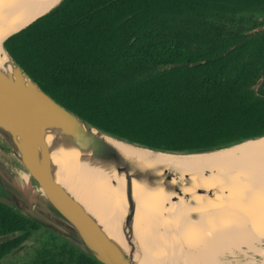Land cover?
Masks as SVG:
<instances>
[{
    "label": "trees",
    "instance_id": "16d2710c",
    "mask_svg": "<svg viewBox=\"0 0 264 264\" xmlns=\"http://www.w3.org/2000/svg\"><path fill=\"white\" fill-rule=\"evenodd\" d=\"M3 40L57 101L129 142L187 153L264 136V0H62ZM0 236V260L34 242L24 264H103L1 202Z\"/></svg>",
    "mask_w": 264,
    "mask_h": 264
},
{
    "label": "bare ground",
    "instance_id": "6f19581e",
    "mask_svg": "<svg viewBox=\"0 0 264 264\" xmlns=\"http://www.w3.org/2000/svg\"><path fill=\"white\" fill-rule=\"evenodd\" d=\"M17 1L0 0V17ZM42 1L34 0L31 5L24 6L25 8L21 9V12L0 32L33 11ZM53 1L47 0L27 22L14 32L29 24L32 19L46 13L59 0L47 8ZM12 33L1 38L0 41L5 40ZM0 59L7 68L0 64V71L5 74L12 72L14 65L8 53L6 56L0 50ZM82 126L86 130L84 123ZM89 133L105 139L127 156L134 155L147 166L162 167L163 165L169 168L174 166L186 171L203 169L207 166L215 167L219 176L216 175L217 177H214L216 179L213 176L206 177L205 179L209 180L205 184L224 182L229 189L239 191L236 193L238 198H245L247 192L260 193L257 204L261 207L256 206V211L259 216H263V219L250 223L243 216L224 208L220 212L202 211V219L194 224V220L192 222L187 218L190 208H185L182 201L173 202L169 207L164 206L166 190L163 187L155 191L149 190L143 184L134 181V193L138 199L134 221L137 233L133 239V243L137 245L134 261L141 264H179L181 262L183 264H234L233 260H239V256L243 254L244 261L241 264H264V242L261 245L256 241L259 235L264 236V136L221 149L174 154L130 145L100 133L95 128H91ZM45 140L50 149L51 174L54 179L101 223L110 240L122 252L129 254L130 246L123 237V217L128 210V203L125 200V177L118 176L115 170L106 171L97 161H93L89 153L82 151L76 145L73 136L66 129L46 123ZM13 158L15 160L11 162ZM2 159L7 171L20 185L31 187L30 172L14 153ZM181 174L183 176L182 172ZM204 176L205 174L203 178ZM112 179H115L114 184ZM33 193L41 194L43 190L38 186ZM261 201L263 204H260ZM205 204L207 203L204 202ZM212 204L208 203L209 206H213ZM164 210H167L169 215H165ZM166 219L172 220L173 227L166 222ZM175 227H177L176 231L182 235H175L176 232L173 230ZM255 252L260 253L262 257L256 258ZM232 256L238 257L232 258Z\"/></svg>",
    "mask_w": 264,
    "mask_h": 264
},
{
    "label": "water",
    "instance_id": "95a60500",
    "mask_svg": "<svg viewBox=\"0 0 264 264\" xmlns=\"http://www.w3.org/2000/svg\"><path fill=\"white\" fill-rule=\"evenodd\" d=\"M61 2L62 0L46 13L9 35L4 43L9 37L27 28ZM4 48L11 58L14 69L8 74L0 71V142L3 148L8 149L10 155L14 153L30 172L31 187L20 185L11 175L10 180L12 179L20 188L24 187L26 191H29L35 206L31 209V213L24 210L16 193L1 179L0 183L5 186V190L0 189V202L41 223L103 264H141L134 261V254L137 251V245L133 243L137 234L134 221L138 205V199L134 193V181L143 184L149 190L155 191L163 187L167 191L174 190L177 195H184L181 185L191 183L190 178L177 177L169 167L163 165L162 167L147 166L134 155L127 156L105 139L89 133L91 128H95L100 133L110 135L127 144L151 151L166 152L121 139L81 118L46 92L12 57L5 45ZM46 123L66 129L73 136L76 145L82 151L89 153L93 161H97L106 171L115 170L118 176L125 177V200L128 203V210L123 217V237L130 246L129 254L122 252L107 236L101 223L54 179L51 174L50 149L45 140ZM82 123L85 124L86 130ZM173 176H175L174 179ZM112 182L114 184L115 179H112ZM38 186L42 188L43 193H33ZM215 191L199 189L200 193L207 194L206 196L213 199L216 198ZM40 201H44L43 205ZM38 207L40 209H37ZM224 208L243 216L250 223L263 219V216L257 213V207L253 203L228 199V197L223 207L215 210L205 208L203 211L220 212ZM164 211L165 215H169L167 210ZM188 219L191 220V217ZM192 219L198 222L202 219V215L194 216ZM166 222L173 227L172 220L166 219ZM194 224L197 223L194 222ZM173 230L176 232L175 235H182L176 231L177 227ZM6 238L8 236H0V242ZM259 239L264 240V236L259 235Z\"/></svg>",
    "mask_w": 264,
    "mask_h": 264
},
{
    "label": "crops",
    "instance_id": "0c3cea01",
    "mask_svg": "<svg viewBox=\"0 0 264 264\" xmlns=\"http://www.w3.org/2000/svg\"><path fill=\"white\" fill-rule=\"evenodd\" d=\"M170 169H171V171L173 172L174 175H177V177H178V175L182 176V174H181V172H182L183 176H187V177L190 178V181H191L192 184L188 183V184H185V185H181V189H182L184 195H177V193L174 190H171V191H168V192H166L167 191L166 190L165 191L166 199H165V201H163V204H165L164 205L165 207H169L171 205V203H173V202L174 203H179V202L182 201L181 203H183L185 205V208H188V209L190 208L189 209L190 211L188 212L189 215L187 214V218L188 217L194 218V216L198 217L199 215H202V211H203V209L206 208V206L208 207V208H206L207 210L208 209L209 210L210 209L211 210H215L218 207L219 208L223 207L224 206V202L226 200V197L232 198V199L234 198L237 201H248L250 203H253L255 205V207L256 206L257 207L258 206L261 207L260 205L257 204V197L260 196L259 192H247V196H245V198H238L236 196V193H238L239 191L235 192L233 188L229 189L228 186H226L224 182H221L222 184H220L219 182H218V184H215V183L211 184V185L205 184V183H208V180H209L208 178L205 179L206 177L213 176V178H214L216 175H218L217 174V172H218L217 168H215V167L207 166L206 168H203V169L202 168H198V169H192V170L186 171V169L182 170V169H178V168H176L174 166H171ZM207 172H209V173H207ZM189 174H192V175L190 176ZM204 174H205V176L203 178ZM192 176L198 181L194 180V178ZM174 178H175V176H173V179ZM201 178H203L204 181ZM214 179H216V178H214ZM196 183H198V184H196ZM201 188L207 189L208 191L212 190V189L216 190L215 191L216 198L213 199L211 197L206 196L207 194L200 193L199 189H201ZM173 191H174V193H173ZM167 194H168V196H167ZM168 197H170V198H168ZM169 200H170V202H169ZM198 201H199V203H198ZM193 202L195 203V205H194ZM204 202H206L207 204L204 205ZM202 203H203V205H201ZM208 203H209V205H211L213 203L212 204L213 206H209ZM260 203H263V201H261ZM195 206H197V207H195ZM197 210H199L198 213L196 212ZM191 220H192V222L195 221L194 219H191ZM195 223H197V222L195 221Z\"/></svg>",
    "mask_w": 264,
    "mask_h": 264
},
{
    "label": "rangeland",
    "instance_id": "374dc122",
    "mask_svg": "<svg viewBox=\"0 0 264 264\" xmlns=\"http://www.w3.org/2000/svg\"><path fill=\"white\" fill-rule=\"evenodd\" d=\"M20 12L19 11H10V9H9L3 16L0 17V20L2 22H9L14 17H16L17 14ZM9 153H10L9 150L6 148L4 149L2 146V143L0 142V179L2 180V182L5 185H7L11 190H13L16 193V195L18 196L17 199L22 204L23 209L26 210L27 212L31 213V209L35 205L31 201L29 191H26L24 187L20 188V186H18L12 179L10 180V173L7 171V168L5 167V165L3 163L4 159H2V158L9 157ZM11 162H12V160H11ZM34 184L36 185L35 182H34ZM0 189H1V187H0ZM37 201H38V199H37ZM41 202L43 205L44 201H40V204H41ZM37 209H40V208L38 207ZM256 241L260 242L261 245L264 242V240H261V239H258ZM34 245H35L34 242H30L29 244L22 245L20 248L14 250L11 254H9L8 256L3 258L2 260H0V264H24L34 255V253H35ZM242 255L243 254H241L239 256V260H233V261H235L234 264H241L244 261V258ZM255 255H256L255 256L256 258L262 257V255L260 253H257V252H255ZM234 257H238V256H232V258H234Z\"/></svg>",
    "mask_w": 264,
    "mask_h": 264
},
{
    "label": "flooded vegetation",
    "instance_id": "af4514ba",
    "mask_svg": "<svg viewBox=\"0 0 264 264\" xmlns=\"http://www.w3.org/2000/svg\"><path fill=\"white\" fill-rule=\"evenodd\" d=\"M262 84L260 85V88L262 89V90H264V80L261 82Z\"/></svg>",
    "mask_w": 264,
    "mask_h": 264
}]
</instances>
